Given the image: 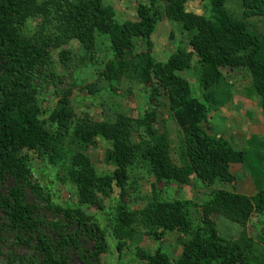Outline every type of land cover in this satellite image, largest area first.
Returning a JSON list of instances; mask_svg holds the SVG:
<instances>
[{
    "label": "trees",
    "instance_id": "1",
    "mask_svg": "<svg viewBox=\"0 0 264 264\" xmlns=\"http://www.w3.org/2000/svg\"><path fill=\"white\" fill-rule=\"evenodd\" d=\"M157 1L140 2L137 19L122 24L115 9L104 0H0V218L18 245L33 251L24 259L17 255L22 264H72L74 255L83 264H102L101 256L109 250L107 231L85 208L106 210L104 200L116 191V203L107 214L120 251L135 243L138 228L158 241L174 231L185 235L176 258L160 248L154 253L138 248L140 261L264 264L263 238H253L245 228L254 214L264 212L258 166L253 167L258 188L254 196L217 190L201 205L158 198L139 211L128 205L132 189L129 180L135 169H148L166 185L186 184L191 175L209 184L230 183L236 179L231 165L249 160L248 150H237L204 130L210 104L193 95L182 72L199 70L200 85L210 90L226 80L223 70L247 69L264 113V34L250 22L253 17H264V0H242L240 17L226 8L228 0H210L204 14L189 11L188 0H160L156 6ZM165 18L181 25L184 38L168 60L161 62L153 54L152 36ZM99 36L108 39L111 53L101 62L93 57ZM136 39L146 41L145 51H134ZM73 40L85 51L84 67L98 64V77L111 86L122 79L150 85L155 106L163 89L183 132L181 165L171 155L168 132H160L155 126V106L140 118L122 112L104 121L77 116L72 102L76 84H65L53 56L58 50L61 65H71L73 52L63 47ZM51 86L58 101L53 108H44L42 98ZM96 87L91 83L86 88L95 94L99 91ZM218 103L214 100L211 104ZM97 138L110 144L106 160L113 170L106 174L97 172L88 154ZM35 158L65 172L63 181L74 187L75 205L55 202L50 187L36 174ZM41 201L55 220L45 219ZM193 207L201 210L199 224L191 214ZM213 215L244 228L237 238L227 239L215 227ZM6 240L0 233V257ZM12 245L15 251L17 247ZM10 256L5 264H16Z\"/></svg>",
    "mask_w": 264,
    "mask_h": 264
},
{
    "label": "rangeland",
    "instance_id": "2",
    "mask_svg": "<svg viewBox=\"0 0 264 264\" xmlns=\"http://www.w3.org/2000/svg\"><path fill=\"white\" fill-rule=\"evenodd\" d=\"M154 0H104L105 4H110L116 11L117 20L124 23L128 20L137 19V6L140 2L150 4ZM210 0H188L186 7L189 11L199 14L207 12L210 8ZM160 0L156 6L160 5ZM228 8L235 16L240 17L243 12L242 0H228ZM257 30L264 34V17H253L250 19ZM35 24V23H34ZM184 36L181 25L167 18L161 20L152 36L154 43L153 54L158 61L165 62L170 55L180 46ZM72 50V59L67 68L59 62V51L54 50V60L57 62V72L63 75L65 84L75 85L72 95V102L78 117L88 115L95 120H113L117 112L128 114L133 118L144 117V115L157 105V100L150 97V85L139 83L135 79H122L115 81L112 86L110 82L101 80L95 68H86L82 62L86 57L82 45L77 40L71 41L63 47ZM146 41L144 39L135 40V52L145 51ZM53 52V51H52ZM110 44L106 37L97 38L96 47L93 51V57L101 62L110 57ZM88 60V59H87ZM86 60V61H87ZM92 67V66H91ZM226 80L220 86L204 90L200 85V72L192 68L189 71L182 72L191 85L193 95L206 104H210V112L206 121L203 123L204 130L216 138H223L228 141L237 150H248L249 160L246 163L231 165V171L236 179L233 182L225 183L216 181L209 184L191 175L186 184H164L158 182L150 174L148 169L141 167L135 169L131 174L129 184L131 193L127 198L128 205L133 210H141L149 202L158 198L161 201H171L174 199L189 200L201 205L208 196L217 190H228L248 196H254L258 192L256 175L253 167L260 168L259 177L264 187V113L262 101L256 94L253 87V79L247 69L242 71L223 70ZM96 83L99 91L91 93L86 87ZM65 84L61 86L64 87ZM159 104L155 106L158 111V119L155 124L160 132L167 131L171 142V155L177 165H181L180 146L183 138L182 128L170 109V100L168 95L160 90L158 95ZM214 100L218 101V106L212 105ZM58 101V95L55 94L54 87L43 95L42 104L44 108H53ZM137 136V135H136ZM135 136V137H136ZM110 144L97 138L96 144L89 148L88 154L93 159L94 165L99 174H106L113 170V166L106 160L107 150ZM260 162V164H259ZM38 172L36 173L43 184H47L54 193L53 199L61 206L75 205L77 198L73 195L74 187L63 181L65 172H58L56 167L49 166L40 159L34 160ZM7 186H11L9 182ZM117 191L111 197L106 198V210H97V208H85L99 221L101 226L107 231V242L109 250L102 254V264H147L145 261L138 260L136 251L138 248L154 253L157 249L169 253L176 258L182 251L181 241L185 235L178 231L170 232L164 240L158 241L150 238L143 228H138V239L131 246L124 247L123 251L118 248V242L113 236V226L109 221L107 210L116 203ZM42 205V214L46 220H55L56 217L51 210H46V203ZM191 214L196 222H201V210L198 207L191 209ZM1 217V214H0ZM212 220L220 234L227 238H237L242 232L244 226L234 223L221 215H213ZM248 234L255 239L264 240V212L254 214L250 221L245 225ZM0 233L7 242L3 243V255L0 257L2 264L10 259L15 260L16 264H22L17 255L28 257L33 255L32 250L20 247L15 236L4 229L3 220L0 218ZM16 246L13 251L10 246ZM122 252V253H121ZM24 259V258H23ZM10 261V260H9ZM72 264H83L80 258L73 256Z\"/></svg>",
    "mask_w": 264,
    "mask_h": 264
}]
</instances>
